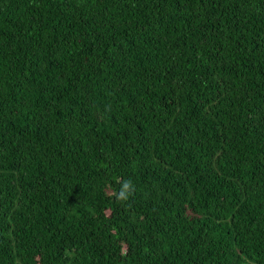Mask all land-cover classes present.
Wrapping results in <instances>:
<instances>
[{"label": "trees", "instance_id": "obj_1", "mask_svg": "<svg viewBox=\"0 0 264 264\" xmlns=\"http://www.w3.org/2000/svg\"><path fill=\"white\" fill-rule=\"evenodd\" d=\"M0 264H264V0H0Z\"/></svg>", "mask_w": 264, "mask_h": 264}, {"label": "clouds", "instance_id": "obj_2", "mask_svg": "<svg viewBox=\"0 0 264 264\" xmlns=\"http://www.w3.org/2000/svg\"><path fill=\"white\" fill-rule=\"evenodd\" d=\"M134 184L131 180H125L121 184L119 192L117 194V199L122 202H126L134 191Z\"/></svg>", "mask_w": 264, "mask_h": 264}]
</instances>
